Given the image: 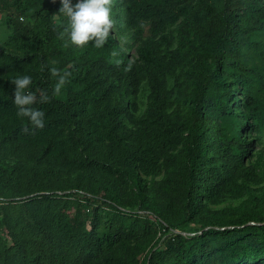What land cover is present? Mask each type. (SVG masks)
Returning <instances> with one entry per match:
<instances>
[{
  "label": "trees",
  "instance_id": "trees-1",
  "mask_svg": "<svg viewBox=\"0 0 264 264\" xmlns=\"http://www.w3.org/2000/svg\"><path fill=\"white\" fill-rule=\"evenodd\" d=\"M5 8L26 21L15 23L9 39L0 45V191L8 190L0 192L6 198L0 201V230L5 228L12 241L11 246L1 244L0 264H10L14 256L23 260L25 254L29 264H129L145 245L134 222L138 215L123 196L130 190L143 193L139 172L148 177L161 174L174 156L165 147V137L179 135H183L186 213L182 219L167 220L156 209L154 221L144 220L145 225L165 231L154 243L162 241L164 248H150L144 264H264L260 211L246 206L248 213L235 222L204 224L193 235L179 228L190 215L193 200L201 203L203 196L215 201L235 183L234 175H256L244 165L250 142L240 138L243 128L235 110L246 111L245 118H251L257 133L264 126V40L253 36L263 33L264 0H112L115 25L101 48L91 42L77 47L68 41V21L58 12L59 0H0V9ZM147 22L162 39L178 26L180 47L187 44L197 54V75L185 119L165 125L152 141L124 156V166L116 165L97 156L105 148H119V124L114 120L115 106L103 101L94 65L103 55L121 77L136 81L144 70L161 84L168 68L154 47L141 43L137 68L122 48L141 40ZM224 74L233 79L240 96L231 99ZM19 75L32 77L34 107L45 113L42 128L18 115L10 79ZM61 76L65 83L57 92ZM44 94L50 100L40 103ZM211 113L218 126L210 125L206 131ZM210 131L214 141L223 143V156L234 163L233 170L226 164L206 163ZM29 153L37 161L115 176L116 192L84 189L85 201H75L71 192H61L68 190L62 187L33 196L21 194L20 169L7 159ZM72 187L81 190L77 184ZM22 195L27 197L8 200ZM137 208L148 205L139 201ZM127 242L132 250L122 260L118 253L129 251Z\"/></svg>",
  "mask_w": 264,
  "mask_h": 264
},
{
  "label": "rangeland",
  "instance_id": "rangeland-1",
  "mask_svg": "<svg viewBox=\"0 0 264 264\" xmlns=\"http://www.w3.org/2000/svg\"><path fill=\"white\" fill-rule=\"evenodd\" d=\"M72 2L75 3L76 0H72ZM19 21L24 23L26 20L13 9H0V45L9 39L14 24ZM152 29L153 24L147 22L144 25L141 40L135 41L131 48H122L129 61L137 68L140 66L138 49L141 43L146 41L154 47L157 54L163 57V62L168 68L161 84L157 80L155 81L154 75L149 78L151 73L144 70L139 74L136 81H129L121 77L103 55L98 57L94 65L100 86L104 90L105 99L103 101L107 100L109 105L115 106L114 120L119 124V148H105L97 156L116 165L124 166L126 159L124 156L136 148L144 146L146 142L152 141L154 136L164 131L165 125L181 123L188 113L189 93L198 70L196 65L197 54L187 44L180 47L181 31L178 26L171 28L163 39L160 38V35H154ZM253 36L264 40V27L262 35L255 33ZM224 78L230 82L231 99L240 96L238 86L233 82V79H230L228 75H225ZM161 86L164 87L163 93H161ZM201 108L204 110L205 106L202 105ZM241 109L242 111L235 110L243 128L240 132V138L250 142V150L246 155L244 165L246 168L254 169L256 175H240V177L234 175L235 183L229 187L228 191L219 195L215 201L208 200L203 196L201 203H198L196 199L193 200L189 207L190 215L181 222L179 227L184 234L193 235L195 234L194 231L201 232V227L204 224L216 223L220 220L233 223L241 214L248 213L249 207L264 215V126L258 133L254 131L250 125L251 118L246 119V111ZM205 124L206 131L209 130L210 125L218 126V122L212 113L209 115V120H205ZM212 136L213 133L210 131L208 133L209 144L206 149V163L209 166L220 164L221 167L226 164L233 170L234 163L229 162L226 156H223V143L219 140L214 141ZM165 138V147L168 153L174 155L172 161L165 163L166 165L163 166L161 174L158 176L148 177L139 172L142 184L145 186L143 193L138 195L135 190H130L128 194L123 196L124 203L132 206L138 215L134 222L138 231L144 235L143 242L145 245L144 251L137 254L129 264H144L150 248H164L162 241L157 245L154 243L165 231L159 230V228L154 229L153 225L144 224V220L151 222L156 219L154 213L156 209L167 220L182 219V214L186 213L183 211L187 200L183 194L185 184L182 176L184 164L183 135ZM212 142H216V145L214 146ZM162 160L160 159V162ZM7 161L20 169L21 177L19 178L18 192L21 194L31 192L29 195L33 196L36 193L46 191L43 189L62 187L68 190L61 192H71L75 201H85L82 191L84 189H110L116 192L115 176L105 177L90 170H71L56 162L37 161L33 153H29L21 159L8 157ZM74 184L79 185L81 190L73 189ZM9 191L12 192L13 190ZM0 192L7 193L8 190L4 189ZM25 197L27 195L8 198V200L20 201L21 198ZM5 200L4 196L0 197V201ZM139 201L144 205L147 204L148 208L139 210L137 208ZM168 234L169 232L166 233V235ZM3 243L8 246L12 244L11 237L5 228L0 230V248ZM125 244L128 245L129 251L126 252L124 249L119 251L118 255L121 256L122 260L123 258L126 259L132 250L131 243ZM25 256L23 260L14 256L10 264H29L27 260L25 261Z\"/></svg>",
  "mask_w": 264,
  "mask_h": 264
},
{
  "label": "clouds",
  "instance_id": "clouds-1",
  "mask_svg": "<svg viewBox=\"0 0 264 264\" xmlns=\"http://www.w3.org/2000/svg\"><path fill=\"white\" fill-rule=\"evenodd\" d=\"M59 13L68 21V41L77 47H84L91 42L96 48L103 47L108 41L115 21L112 18V0H59ZM55 71V70H54ZM10 82L14 85L13 99L18 108V115L26 117L34 126L44 127L45 113L34 107L36 96L31 92L32 77L19 75ZM65 83L64 76L59 78L56 91L59 92ZM50 100L47 94L40 97V103Z\"/></svg>",
  "mask_w": 264,
  "mask_h": 264
}]
</instances>
